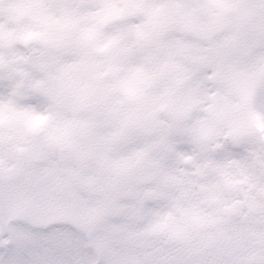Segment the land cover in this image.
<instances>
[{
  "label": "snow or ice",
  "instance_id": "1",
  "mask_svg": "<svg viewBox=\"0 0 264 264\" xmlns=\"http://www.w3.org/2000/svg\"><path fill=\"white\" fill-rule=\"evenodd\" d=\"M0 264H264V0H0Z\"/></svg>",
  "mask_w": 264,
  "mask_h": 264
}]
</instances>
